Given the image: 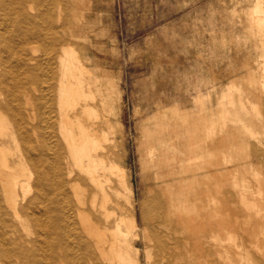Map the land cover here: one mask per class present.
<instances>
[{
	"label": "rangeland",
	"instance_id": "374dc122",
	"mask_svg": "<svg viewBox=\"0 0 264 264\" xmlns=\"http://www.w3.org/2000/svg\"><path fill=\"white\" fill-rule=\"evenodd\" d=\"M257 4L62 0L55 31L88 72L102 145L132 189L140 264H156V239L175 264H264Z\"/></svg>",
	"mask_w": 264,
	"mask_h": 264
},
{
	"label": "bare ground",
	"instance_id": "6f19581e",
	"mask_svg": "<svg viewBox=\"0 0 264 264\" xmlns=\"http://www.w3.org/2000/svg\"><path fill=\"white\" fill-rule=\"evenodd\" d=\"M61 3L0 0V264H140L132 189L102 145L88 72L55 31ZM249 22L264 95V0ZM156 240L154 262L175 264Z\"/></svg>",
	"mask_w": 264,
	"mask_h": 264
}]
</instances>
